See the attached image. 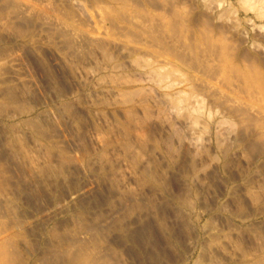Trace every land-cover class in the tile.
<instances>
[{"label":"rangeland","instance_id":"1","mask_svg":"<svg viewBox=\"0 0 264 264\" xmlns=\"http://www.w3.org/2000/svg\"><path fill=\"white\" fill-rule=\"evenodd\" d=\"M0 167V264H264V0H0Z\"/></svg>","mask_w":264,"mask_h":264},{"label":"bare ground","instance_id":"2","mask_svg":"<svg viewBox=\"0 0 264 264\" xmlns=\"http://www.w3.org/2000/svg\"><path fill=\"white\" fill-rule=\"evenodd\" d=\"M127 92H128V90H126ZM141 92V91H140ZM126 93V92H125ZM135 93V92H134ZM137 93V92H136ZM135 93V94H136ZM130 93L128 92V95H129ZM132 94V93H131ZM138 94V93H137ZM142 95V94H141ZM6 96V95H5ZM142 96H144V95H142ZM7 97L9 98H6V99H8V102L10 101V102H12L13 103V101H15L16 99H15V96L13 95V94H11V92L9 91V94L7 95ZM128 97V96H127ZM136 97V96H135ZM20 98V97H19ZM131 98H132V95H131ZM142 98V97H141ZM21 99V98H20ZM129 99V98H128ZM127 99V100H128ZM133 99V98H132ZM132 99H131V101H132ZM144 98H142V100H143ZM147 99H149V98H147ZM5 101V100H4ZM134 101H136V100H134ZM145 101H146V99H145ZM126 102V101H125ZM133 102V101H132ZM139 102V101H138ZM5 103V102H4ZM22 103V102H21ZM26 103V102H25ZM134 103V102H133ZM143 104H144V102H142ZM149 103V102H148ZM148 103H146V104H148ZM7 104V103H6ZM11 104V103H10ZM15 104V103H14ZM129 104V103H128ZM127 104V105H128ZM132 104V103H131ZM13 105V104H12ZM25 105V104H24ZM130 105V104H129ZM137 105V104H136ZM139 105H141V104H139ZM151 105V104H150ZM11 106V105H10ZM21 106V105H20ZM23 106V105H22ZM145 106V105H144ZM147 107V106H146ZM65 109V108H64ZM135 109V108H134ZM69 110H70V108H69ZM69 110L67 109V111L69 112ZM128 111V110H127ZM135 111V110H134ZM148 111V110H147ZM64 112H65V110H64ZM128 113V112H127ZM130 114H132V111H130ZM151 114H148V116H150ZM133 119L135 120V119H138L137 117L135 118V117H133V118H131V120L133 121ZM142 119V118H141ZM144 119V118H143ZM38 120V119H37ZM128 120H129V118H128ZM127 120V121H128ZM131 120H129L130 121V123H131ZM145 120V119H144ZM147 120V119H146ZM149 120H150V118H149ZM31 121V120H30ZM33 121V120H32ZM31 121V125L33 124V122ZM129 121L128 122H126V123H129ZM137 121V120H136ZM147 122H148V120H147ZM39 123V122H38ZM135 123L136 122H134V125H135ZM145 121H141L140 123H139V126H141L140 128H138V129H136V130H133L132 129V127H129V132L130 133H133V132H136L137 133V135L139 136V140L141 141V139H143V136H144V134H142V131H144L143 130V127H145ZM35 124V123H34ZM133 124V123H132ZM148 124H149V122H148ZM28 126H30V123H29V125ZM38 126V125H37ZM41 126V125H40ZM43 126V125H42ZM130 126V125H129ZM138 126V127H139ZM147 126V125H146ZM33 127V126H32ZM32 127H29V129L30 128H32ZM44 127V126H43ZM137 127V126H136ZM36 129H38L37 127H36ZM42 129V128H41ZM145 129V128H144ZM32 131H33V129H31ZM145 130H147V129H145ZM34 131H37V130H34ZM42 131V130H41ZM125 131H127V128H126V130ZM38 132H40V131H38ZM135 133V134H136ZM32 134H33V132H32ZM35 134V133H34ZM43 135V134H42ZM101 135V134H100ZM136 135V136H137ZM35 137L37 136L36 134L34 135ZM104 136V135H103ZM109 136V135H108ZM135 136V137H136ZM37 137H40V135L39 136H37ZM44 137V136H43ZM101 137V136H100ZM99 137V138H100ZM106 137H107V135H106ZM106 137H104V139L106 138ZM131 137V136H130ZM134 137V138H135ZM16 138H17V136L14 138V143L16 142L15 140H16ZM45 138V137H44ZM109 138H111V137H109ZM127 138H128V136H127ZM42 139V138H41ZM107 139V138H106ZM131 139V138H130ZM147 139V138H146ZM12 140V139H11ZM36 140V139H35ZM45 140H46V138H45ZM124 140H125V138H124ZM145 140V139H144ZM17 141H19V140H17ZM101 140H99V142H100ZM103 141V140H102ZM106 141V140H105ZM143 141V140H142ZM21 142V141H20ZM43 142H45V141H43ZM47 142V141H46ZM126 142V141H125ZM136 142V141H135ZM13 143V142H12ZM25 143V142H24ZM24 143H22V144H24ZM38 143V142H37ZM48 143V142H47ZM103 143V142H102ZM109 143H111V141L109 142ZM137 143V142H136ZM44 144V143H43ZM105 144V143H104ZM103 144V145H104ZM122 144V143H121ZM133 144V143H132ZM138 144V143H137ZM141 144H143V143H141ZM16 147H19V148H21L23 145H21L19 142H17L16 144ZM26 145V144H25ZM45 145V144H44ZM139 145V144H138ZM169 145V144H168ZM11 146V145H10ZM52 146V145H51ZM55 146V145H54ZM106 146V145H105ZM130 146L131 145H129V144H127V148L128 149H131L130 148ZM145 146V145H144ZM147 146V145H146ZM146 146H145V148H146ZM158 146V145H157ZM47 147V146H46ZM45 146H44V148H46ZM56 147V146H55ZM125 147H126V145H125ZM159 147V146H158ZM15 148V147H14ZM50 148V147H49ZM54 148V147H53ZM104 148V147H103ZM140 148V147H139ZM144 148V147H143ZM11 149H13V148H11ZM16 149V148H15ZM18 149V148H17ZM57 149H58V147H57ZM61 149V148H60ZM21 150V149H20ZM26 150V149H25ZM40 150H45V149H40ZM47 150V149H46ZM141 150H142V148H141ZM13 151V150H12ZM30 151V150H29ZM33 151V150H32ZM53 151V150H52ZM58 151V150H57ZM139 151V150H138ZM16 152V151H15ZM19 152V151H18ZM17 152V153H18ZM25 152V151H24ZM40 152V151H39ZM51 152V151H50ZM49 152V153H50ZM54 152V151H53ZM62 152V151H61ZM103 152V151H102ZM104 152H106V151H104ZM129 152H131V150L129 151ZM142 152V151H141ZM21 154L23 153V148H22V152H20ZM19 153V154H20ZM41 153V152H40ZM48 153V152H47ZM52 153V152H51ZM57 153V152H56ZM86 153V152H85ZM144 153V152H143ZM32 154V153H31ZM58 154V153H57ZM60 154V153H59ZM88 154V153H87ZM90 154V153H89ZM88 154V155H89ZM105 154H107V153H105ZM140 154H142V153H140ZM23 155V154H22ZM27 155V154H26ZM25 154L23 155V156H26ZM40 155V154H39ZM43 155H45V154H43ZM42 155V156H43ZM83 155V154H82ZM100 155V154H99ZM22 156V157H23ZM32 156H33V154H32ZM35 156V155H34ZM41 156V155H40ZM53 156V155H52ZM102 156H104V155H102ZM133 156V155H132ZM138 156V155H137ZM174 156V155H173ZM30 157V156H29ZM47 157H49V156H46V158ZM60 158H61V156H59ZM70 157V156H69ZM67 158V157H65V156H63L62 158H61V161H58V163H60L61 162V164H59L60 166H57V167H59V172L60 173H62V172H64V170H65V168H66V166L68 165V164H70V162L72 161L70 158ZM88 157V156H87ZM99 157H101V155L99 156ZM130 157V156H129ZM135 157V156H134ZM141 158H142V156H140ZM21 158V157H20ZM26 158H28L27 156L25 157V159ZM74 157L72 156V159H73ZM77 158V157H76ZM90 158V157H89ZM88 158V159H89ZM106 157H104V159H105ZM37 159V158H36ZM43 159H44V157H43ZM49 159H51V158H49ZM80 160H81V158H79ZM131 159V158H130ZM137 159V158H136ZM170 159V158H169ZM30 160V159H29ZM34 160H35V158H34ZM34 160H32V164H34L35 162H34ZM42 160V159H41ZM74 160V159H73ZM90 161H91V159H89ZM101 160H103V159H101ZM106 160V159H105ZM26 161H27V159H26ZM36 162H37V160H35ZM76 161H78V160H76ZM134 161H135V159H134ZM138 161V160H137ZM140 161V160H139ZM173 161V160H172ZM24 162V161H23ZM42 162V161H41ZM44 162V161H43ZM45 162H47L46 160H45ZM50 162V161H49ZM27 163V162H26ZM38 163H40V162H38ZM82 163V162H81ZM89 163H91V162H89ZM89 163H87L86 162V164H89ZM132 163V162H131ZM130 163V164H131ZM134 163V162H133ZM37 164V163H36ZM41 164H43V163H41ZM50 166L52 165V163H48ZM76 164V163H75ZM83 164V163H82ZM139 164V163H138ZM172 164V163H171ZM29 165V164H28ZM27 165V166H28ZM35 165V164H34ZM38 165H40V164H37V166ZM45 165H47V164H45ZM45 165H43L44 167H41L40 169H39V171H38V167L37 168H35L36 169V171H38L39 173H42V175H45V176H47L48 178H49V176L50 177H53V176H57V178H58V176H59V174H57L56 172H57V170L55 169V174L56 175H54L52 172H54V170H53V166L52 167H50V166H45ZM133 165V164H132ZM137 165V164H136ZM135 165V166H136ZM70 166V165H69ZM134 166V165H133ZM31 167H32V165H31ZM86 167H87V165H86ZM90 167V166H89ZM102 167H103V165H102ZM3 168V167H2ZM1 167H0V190L1 191H3L4 190V192H5V189H9V182H8V180L6 179V178H4V177H6V175H5V173L6 172H4V170L2 169ZM30 168V167H29ZM27 169V168H26ZM68 169V168H67ZM101 169V168H100ZM25 170V169H24ZM28 170V169H27ZM102 170H103V168H102ZM38 172H37V174H38ZM49 172V173H48ZM24 174V173H23ZM153 174V173H152ZM155 174V173H154ZM39 175V174H38ZM41 175V174H40ZM149 176H150V174H148ZM156 175V174H155ZM25 176H26V178L28 177H35V173H33L32 172V170H30V172H29V170H28V172L25 170ZM151 176H153V175H151ZM151 176L149 177V178H151ZM24 177V176H23ZM41 177H43V176H41ZM157 177V176H156ZM155 177V178H156ZM160 177V176H159ZM60 178V177H59ZM153 178H154V176H153ZM33 180V178H30V180ZM54 179V178H53ZM157 179H159V178H157ZM154 181L156 180V179H153ZM50 181H53L52 179L50 180ZM156 181H158V180H156ZM115 183V182H114ZM116 184V183H115ZM0 191V192H1ZM191 192V191H190ZM193 199V198H192ZM188 200H190V199H188ZM187 200V201H188ZM186 200H185V202H183V203H185L186 204V202H187ZM194 201V200H193ZM195 203V202H194ZM193 204V203H192ZM192 204H191V206H192ZM183 205V204H182ZM188 205H189V203H188ZM194 206V205H193ZM189 208V207H188ZM190 209H191V207H190ZM262 238H264V237H262ZM264 240V239H263ZM162 254V253H161ZM147 255V254H146ZM156 255V254H155ZM163 255V254H162ZM157 256V255H156ZM153 257V256H152ZM148 258V257H147ZM147 262V261H146ZM149 262V261H148ZM152 262V261H151ZM150 262V263H151ZM144 263V262H143ZM146 264V263H145Z\"/></svg>","mask_w":264,"mask_h":264}]
</instances>
